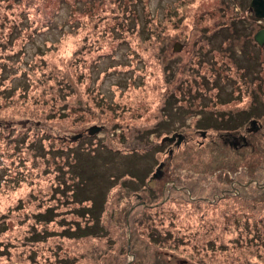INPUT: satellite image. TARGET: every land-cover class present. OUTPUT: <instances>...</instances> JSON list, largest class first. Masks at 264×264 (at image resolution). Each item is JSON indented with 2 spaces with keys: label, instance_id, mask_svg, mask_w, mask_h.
I'll use <instances>...</instances> for the list:
<instances>
[{
  "label": "rangeland",
  "instance_id": "374dc122",
  "mask_svg": "<svg viewBox=\"0 0 264 264\" xmlns=\"http://www.w3.org/2000/svg\"><path fill=\"white\" fill-rule=\"evenodd\" d=\"M250 1L0 0V264H264ZM229 113L230 143L201 129ZM95 195L108 237L59 236Z\"/></svg>",
  "mask_w": 264,
  "mask_h": 264
},
{
  "label": "trees",
  "instance_id": "16d2710c",
  "mask_svg": "<svg viewBox=\"0 0 264 264\" xmlns=\"http://www.w3.org/2000/svg\"><path fill=\"white\" fill-rule=\"evenodd\" d=\"M230 26H232L231 25V22H230ZM222 31L223 30H221L220 31V33H219V36L221 35V33H222ZM232 31V30H231ZM205 33H201V36H198L197 38H196V40H198V43H200V44H204L205 46H207L208 47V49H210L211 48V46L209 45V43L208 42H206L205 40H204V38H207V36H206V34L204 35ZM228 35H233V38H234V36L236 35V34H233V33H229L228 34V32H226V33H223V37H224V39H226L223 43H224V46L223 47H221V52H222V54H224V51H226L227 50V53H229V54H231L232 55V46H229V44L228 45H226V43H229L231 40H229V38H228ZM203 42H205V43H203ZM249 46V45H248ZM250 48H249V50L248 51H245L241 56H240V65L242 66V67H244V69L242 70V71H244V74H243V76H244V79H246V73L248 72V71H250L251 72V80L250 81H253L254 79H255V77L258 75V72H260L259 70L260 69H264V59L262 60L261 59V57H260V55H262L263 54V52L261 51V50H259V49H257V48H255V50L256 51H254V49L252 48V46H249ZM254 47V46H253ZM252 49V52H249L250 50ZM196 50H198V48L196 49ZM254 51V52H253ZM200 53V52H199ZM244 61H246V65H243V62ZM262 65H263V67H262ZM247 71V72H246ZM255 76V77H254ZM214 79L216 80V77L214 76ZM257 79V78H256ZM250 81H248V82H250ZM212 85H213V83H212ZM214 86V88H215V85H213ZM208 90H212V89H208ZM231 113H229L228 115H226V116H223V115H221V116H218V114L217 115H214V118L215 119H213L214 121H218V117L220 118L219 119V121H221L220 123H219V125H221L222 127H220L219 125H218V127H217V129H216V126L217 125H212V123H211V121H210V119H208L207 117L206 118H202V125H200V126H202L201 127V129L202 128H204V127H207V128H213V129H215L216 131H218L219 129H220V131H221V129L222 130H229V129H231V128H233L234 127V124L237 122V118H234L233 117V114L232 115H230ZM211 117V116H210ZM153 145L150 147L151 149H149L150 151L151 150H154L153 148H156L157 147V145L155 144V143H152ZM158 147H162L161 145H159ZM160 149V148H159ZM158 149V150H159ZM242 156L243 155H240V158H242ZM249 159V158H248ZM77 164H79V163H75V166H77L78 167V165ZM92 164V163H91ZM90 165V164H89ZM81 166H83V165H81ZM228 167H226V168H223V179L224 180H226L227 181V175L225 174V171H226V169H227ZM218 169H220V167L218 168ZM73 170H74V168H73ZM75 172H76V170H74ZM132 174L134 175V173L132 172ZM76 175H77V173H76ZM79 175V174H78ZM77 175V177L79 178V176ZM139 178V177H138ZM113 180H116V179H114V178H112ZM118 180V179H117ZM139 181H142V178H139ZM137 183V182H136ZM87 196L85 195V197H83V199H85ZM99 199V195H95L94 196V199H90V198H88V200L89 201H91L90 203V205L88 206V207H86V208H84L83 210H84V212H86L85 213V215L86 214H89V215H91V223H90V225H88V226H85V225H83L84 227H79V226H75V228L73 229V231L72 232H70L69 230H66V229H64V231L63 232H60L59 233V236L61 235V237H64L65 235H68V236H71V237H87V236H94L95 238L97 237H108V236H106V234H108V231H107V229H106V226L105 225H102V224H100V221L97 219V216H94V215H97V213H96V211H97V209L101 206V208H103L102 206H103V203H102V201L100 202V203H98L97 202V200ZM45 213H50V211H48V210H46V212ZM45 213H43L42 215H44ZM49 222H51V220L49 221ZM77 231V232H76ZM98 233L100 234L99 236H98ZM35 236V235H34ZM39 238V237H38ZM63 261H65V259H58L57 260V262L58 263H60V264H62L63 263Z\"/></svg>",
  "mask_w": 264,
  "mask_h": 264
},
{
  "label": "water",
  "instance_id": "95a60500",
  "mask_svg": "<svg viewBox=\"0 0 264 264\" xmlns=\"http://www.w3.org/2000/svg\"><path fill=\"white\" fill-rule=\"evenodd\" d=\"M250 6H249V9L252 10L254 12V15H256V17L258 18H263L264 19V0H251L250 1ZM255 38V41L260 45L261 43H263L264 41V30H259V32L254 36ZM180 48L179 44H175L174 45V49L175 48ZM101 130V127L99 126H96L94 125L93 127H90L88 129H86V134L87 135H93L95 132L97 131H100ZM226 136V141H229V143L231 142L230 141V132L225 134ZM82 137V134H77V135H74V138H80ZM177 137V140H176V143L178 144L180 139H181V136L179 134H173L172 137H168V136H165V137H162V140L160 141V143L162 142H172L173 140H175V138ZM162 164H159L157 169L155 170V172L152 174V177L153 178H156L158 177L159 175H161V172H160V169H161V166Z\"/></svg>",
  "mask_w": 264,
  "mask_h": 264
},
{
  "label": "flooded vegetation",
  "instance_id": "af4514ba",
  "mask_svg": "<svg viewBox=\"0 0 264 264\" xmlns=\"http://www.w3.org/2000/svg\"><path fill=\"white\" fill-rule=\"evenodd\" d=\"M256 51V50H254ZM253 51V52H254ZM246 83H248V81H245ZM217 132H221L220 129L217 131ZM223 132V133H222ZM221 134H220V137H223L224 138V134H226L225 132H227L226 130L222 131ZM179 134V133H178ZM169 146V145H168Z\"/></svg>",
  "mask_w": 264,
  "mask_h": 264
}]
</instances>
